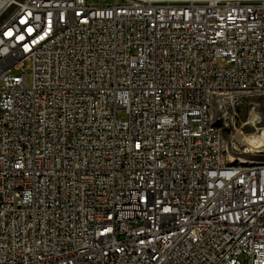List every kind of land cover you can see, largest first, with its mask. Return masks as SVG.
I'll return each mask as SVG.
<instances>
[{"label":"built area","instance_id":"obj_1","mask_svg":"<svg viewBox=\"0 0 264 264\" xmlns=\"http://www.w3.org/2000/svg\"><path fill=\"white\" fill-rule=\"evenodd\" d=\"M245 84L264 0L0 1V264H264V169L204 126Z\"/></svg>","mask_w":264,"mask_h":264},{"label":"rangeland","instance_id":"obj_2","mask_svg":"<svg viewBox=\"0 0 264 264\" xmlns=\"http://www.w3.org/2000/svg\"><path fill=\"white\" fill-rule=\"evenodd\" d=\"M94 3H119L122 0H91ZM24 75L26 85L29 86L32 80L31 64L24 63ZM230 96V95H228ZM221 97L218 96L212 106L211 112L217 123L224 125L223 146L228 158L237 163L240 159L246 163L264 162V151L258 152L249 143L250 139H264V93L258 95H235L232 98H239L241 101L235 106L234 113L226 114L227 121H217L216 118L222 117L223 110L220 109ZM116 116L125 118L124 109H117ZM229 146V147H228ZM230 148V150H229ZM234 154V155H231ZM240 261H244V255H240Z\"/></svg>","mask_w":264,"mask_h":264},{"label":"bare ground","instance_id":"obj_3","mask_svg":"<svg viewBox=\"0 0 264 264\" xmlns=\"http://www.w3.org/2000/svg\"><path fill=\"white\" fill-rule=\"evenodd\" d=\"M0 1L2 2L3 0H0ZM5 1L6 0H4V2ZM252 92H264V85L245 84V92H243V90L238 88V86H229L228 95L230 96H228V98H232L235 95H249V93H252ZM220 95H226V86H218L217 88H214L213 93L210 94L209 105H205V111H204V126H206L208 131L217 130V138H216V143H215L216 158L221 159V165L223 168H229V169L247 168L250 170L264 169V162L246 163L244 162L246 160L240 159V162L235 163L228 158L225 152L224 146H223L224 125L217 123L211 112V106L214 100ZM225 98L226 97H221V99H225ZM247 143L253 146V148H255L256 151L258 152L264 151V139H258V140L250 139V142H247Z\"/></svg>","mask_w":264,"mask_h":264}]
</instances>
